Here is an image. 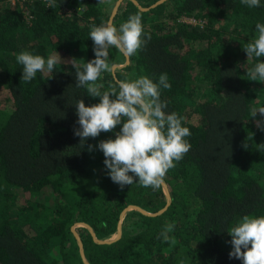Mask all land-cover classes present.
I'll return each instance as SVG.
<instances>
[{
  "label": "trees",
  "instance_id": "1",
  "mask_svg": "<svg viewBox=\"0 0 264 264\" xmlns=\"http://www.w3.org/2000/svg\"><path fill=\"white\" fill-rule=\"evenodd\" d=\"M155 1L139 0L144 6ZM121 6L113 24L119 29L139 13L151 39L97 83L103 92L116 76L158 82L167 73L171 88L161 89V100L166 113L176 112L190 129L191 148L165 176L169 207L155 216L129 211L122 237L112 243L96 242L84 227L86 254L92 264H243L229 258L228 230L244 215L264 216V131L257 127L264 117H251L264 107L258 94L264 82L250 80L245 69L264 57L248 60L244 50L258 35L255 25L264 23V0L254 8L241 0H164L149 9L125 0ZM111 11L99 0H56L54 9L45 0H0V264H84L71 229L75 221L108 237L129 203L151 211L166 203L162 186L137 182L121 190L103 152L88 150L115 139L123 122L84 146L74 135L75 103L90 106L100 98L76 86L67 61L82 66L95 58L90 25L107 22ZM21 51L65 61L24 82L16 60ZM125 61L109 49L110 64ZM45 188L51 202L42 200ZM169 224L174 228L165 241L160 234Z\"/></svg>",
  "mask_w": 264,
  "mask_h": 264
},
{
  "label": "clouds",
  "instance_id": "2",
  "mask_svg": "<svg viewBox=\"0 0 264 264\" xmlns=\"http://www.w3.org/2000/svg\"><path fill=\"white\" fill-rule=\"evenodd\" d=\"M241 2L249 8L261 6V0ZM45 6L54 9L56 0H45ZM90 28L95 58L82 66L76 64L75 58L67 63L75 68L76 86L85 87L89 96L99 97L100 101L90 106H86L83 99L75 103L79 128H74V135L81 138L84 146L89 137L112 132L123 122L115 139L101 140L96 146L88 145V150L91 152L96 147L103 152L108 175L121 190L137 182L142 187L159 189L168 170L176 166L174 161L183 159L191 148L185 139L191 135L190 129L182 126L183 118L176 112L166 113L167 102L161 100V89L171 88L167 73H161L158 82L148 76L131 81L117 79L103 92V86L97 83L103 72L113 70L114 65L109 63L110 48L114 47L124 57H131L146 45L151 35L144 33L139 13L131 14L119 29L111 20L99 26L90 25ZM255 29L257 37L244 46L248 60L264 57V23H257ZM144 35L146 39H142ZM16 60L22 65L24 82L32 81L38 72L54 71L55 65L65 61L59 54L45 60L29 51L18 53ZM245 69L250 80L264 82V61ZM258 113L264 117V107L253 109L251 117L255 118ZM257 127L264 131V120H257ZM173 228L171 224L166 226L160 234L163 240L170 239L168 233ZM228 232L232 237L229 258L240 259L243 264H264V216L244 215Z\"/></svg>",
  "mask_w": 264,
  "mask_h": 264
},
{
  "label": "water",
  "instance_id": "3",
  "mask_svg": "<svg viewBox=\"0 0 264 264\" xmlns=\"http://www.w3.org/2000/svg\"><path fill=\"white\" fill-rule=\"evenodd\" d=\"M122 1L123 0H116V3L114 5V7L112 8V11H111V14H110V19H109V20L112 21V23H113V20H114V17L116 15V13L118 12V10L120 8V5H121ZM132 1L135 4H137L138 7L141 8V9H149L150 7L155 6V5L163 2L164 0H156L155 2H153V3H151L150 5H147V6L142 5L139 2V0H132ZM125 58H126L125 63L117 62V63L113 64L114 65V67H113L114 73H115V69L117 67L123 66V65H126V64L130 63L131 58L130 57H125ZM116 79H119V78L116 76ZM162 187H163L164 193L166 195V203H165V205L162 206L161 208H159L158 210L151 211V210H148L147 208L143 207L140 204L129 203L128 205H126L122 209V211L120 213V217H119L118 223H117L116 233L112 237H108V238L100 237V236H98L97 231H96V229L94 228V226L92 224H90L87 221H81V223H83L88 228L89 232L91 233L93 239L96 242H98V243H112V242H114V241H116V240H118V239H120L122 237V235H123V221H124V218H125L127 212L130 209H136V210L140 211L143 214L155 216V215H159V214L163 213L169 207V205L172 202V193H171V189H170L169 184H168L166 179H164ZM74 224L71 226V229H72V232L74 233V235H75V237L77 239V243H78V246H79V251H80V255H81L82 261L84 262V264H92V262L90 261V259L88 258L87 254H86L85 243H84L82 234L78 231V229H76Z\"/></svg>",
  "mask_w": 264,
  "mask_h": 264
},
{
  "label": "rangeland",
  "instance_id": "4",
  "mask_svg": "<svg viewBox=\"0 0 264 264\" xmlns=\"http://www.w3.org/2000/svg\"><path fill=\"white\" fill-rule=\"evenodd\" d=\"M15 1H17V0H12V2H15ZM125 2V0H123L122 1V3H121V5L123 6V3ZM103 3H105L106 5H107V9L108 10H112V8L114 7V5H115V3H116V0H104V2ZM120 5V6H121ZM122 6H121V8H122ZM186 18V17H185ZM192 18V21H196L195 20V18L194 17H191ZM120 61H124V58H122V57H119L118 58ZM126 59V58H125ZM3 80H4V78H3V75H1L0 76V84H3ZM2 82V83H1ZM261 86H263V89H261L260 91H258V94H259V98L260 99H264V83H262V85ZM50 191H49V188H45L44 190H42V193H40L41 195H43V197H42V200L44 199L45 201H49V202H51V198H49V196H50ZM17 199H22V197H20V196H18L17 197ZM133 210H136V209H130L129 211H133ZM128 211V212H129ZM128 212H127V214H128ZM126 214V215H127ZM126 217V216H125ZM136 217H138V216H134V217H129V219L127 220V223L128 224H130V225H133V223H134V221H136ZM81 221L82 220H77V221H75L73 224L75 225V227H76V229H78V231L81 233L82 231H83V228L84 227H86L83 223H81ZM125 218H124V221H123V228L124 227H126L125 226ZM72 224V225H73ZM87 228V227H86ZM88 229V228H87ZM117 230V229H116ZM115 233L116 232H114L111 236H108V237H112V236H114L115 235ZM73 235H74V233H73ZM75 236V235H74ZM108 237H105V238H108ZM71 241H72V236H71ZM76 242H77V239H76Z\"/></svg>",
  "mask_w": 264,
  "mask_h": 264
}]
</instances>
